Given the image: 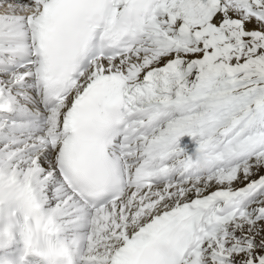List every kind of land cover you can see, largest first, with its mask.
I'll return each mask as SVG.
<instances>
[{"label": "snow or ice", "instance_id": "1", "mask_svg": "<svg viewBox=\"0 0 264 264\" xmlns=\"http://www.w3.org/2000/svg\"><path fill=\"white\" fill-rule=\"evenodd\" d=\"M17 238L0 264H264V0H0Z\"/></svg>", "mask_w": 264, "mask_h": 264}, {"label": "bare ground", "instance_id": "2", "mask_svg": "<svg viewBox=\"0 0 264 264\" xmlns=\"http://www.w3.org/2000/svg\"><path fill=\"white\" fill-rule=\"evenodd\" d=\"M73 257H74L75 260H77V253H76V250L75 249H73Z\"/></svg>", "mask_w": 264, "mask_h": 264}]
</instances>
